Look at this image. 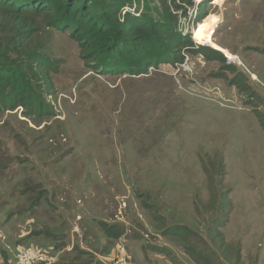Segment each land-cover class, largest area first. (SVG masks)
Instances as JSON below:
<instances>
[{
  "label": "rangeland",
  "instance_id": "1",
  "mask_svg": "<svg viewBox=\"0 0 264 264\" xmlns=\"http://www.w3.org/2000/svg\"><path fill=\"white\" fill-rule=\"evenodd\" d=\"M198 2L180 30L209 48L194 36L212 31L224 64L186 51L183 65L100 75L69 34L41 28L32 45L58 62L44 91L54 114L0 116V264H14L20 247L50 244L62 263L117 264L124 250L127 264H172L155 250L167 249L195 264L163 233L187 226L210 241L218 213L207 208L202 159L222 155L233 203L222 233L232 248L219 260L233 264L240 247L242 264H264V130L254 114L264 115V0ZM99 222L124 227V237L109 241Z\"/></svg>",
  "mask_w": 264,
  "mask_h": 264
},
{
  "label": "trees",
  "instance_id": "2",
  "mask_svg": "<svg viewBox=\"0 0 264 264\" xmlns=\"http://www.w3.org/2000/svg\"><path fill=\"white\" fill-rule=\"evenodd\" d=\"M193 6L194 0H0V116L19 108L29 119L54 114L44 91L51 90L52 72H57L58 62L52 61L42 46L32 45L42 27L69 34L77 42L84 64L100 75L139 77L161 65H183L186 51L201 55L208 62L224 64L221 52L197 47L190 34L184 36L181 32L180 20L188 16V8ZM200 16L199 22L207 14L202 11ZM223 70L233 73L235 69L224 65ZM231 85L241 92L249 90L237 78L231 80ZM254 114L264 130V115L256 110ZM206 159L202 163L211 196L207 208L217 205L218 213L206 229L210 241L187 226L170 227L163 234L183 241L195 264H225L219 260L221 254L229 259L232 247L222 229L227 226L233 207L229 192L224 189L227 167L223 155L216 161ZM98 224L109 241H119L125 235L122 226ZM196 238L198 241L193 242ZM36 248L59 249L54 244ZM155 250L172 264H182L170 250ZM235 254L233 264H242L240 247Z\"/></svg>",
  "mask_w": 264,
  "mask_h": 264
},
{
  "label": "built area",
  "instance_id": "3",
  "mask_svg": "<svg viewBox=\"0 0 264 264\" xmlns=\"http://www.w3.org/2000/svg\"><path fill=\"white\" fill-rule=\"evenodd\" d=\"M199 3L200 2H198V0H194V6L191 8L194 9L197 5H199ZM191 8H188L189 14L192 10ZM134 11L135 10H132V12H134ZM126 12H127V10H125L123 12V14L125 15ZM139 15L140 14H138L137 16H139ZM196 17H194V18H196ZM196 19H195V21H196ZM183 35L186 36V34H183ZM195 42L197 44H199L196 40H195ZM229 60H231V59H229ZM58 253H60V252H58ZM58 253H56L55 250L53 251V250H47V249H38L35 247H20L17 250L14 264H58L60 262V257L58 255ZM127 259L129 260V258L126 256L125 251L122 250L121 254L119 255V257L117 259V264H127Z\"/></svg>",
  "mask_w": 264,
  "mask_h": 264
},
{
  "label": "bare ground",
  "instance_id": "4",
  "mask_svg": "<svg viewBox=\"0 0 264 264\" xmlns=\"http://www.w3.org/2000/svg\"><path fill=\"white\" fill-rule=\"evenodd\" d=\"M211 33L212 31H210L209 33H205L204 27H201L199 30L195 32L194 39L197 40L199 44H202V45L207 44L215 50L223 51L219 45H217L216 43L212 41V39L210 38ZM228 58L233 59L232 56H229Z\"/></svg>",
  "mask_w": 264,
  "mask_h": 264
}]
</instances>
